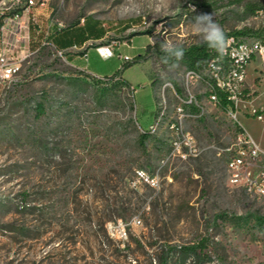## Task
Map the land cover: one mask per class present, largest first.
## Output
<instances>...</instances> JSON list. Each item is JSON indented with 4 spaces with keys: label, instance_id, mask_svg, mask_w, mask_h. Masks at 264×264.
<instances>
[{
    "label": "rangeland",
    "instance_id": "obj_1",
    "mask_svg": "<svg viewBox=\"0 0 264 264\" xmlns=\"http://www.w3.org/2000/svg\"><path fill=\"white\" fill-rule=\"evenodd\" d=\"M36 14L44 29L88 16L113 25L105 42L121 53V74L79 70L32 30L37 49L0 88V264H264V193L233 185L226 166L240 136L264 151V59L246 66L237 120L209 101L207 79L162 51L203 41L200 14L263 40L264 0H45ZM188 136L198 151L184 155L174 140ZM183 247H196L185 263Z\"/></svg>",
    "mask_w": 264,
    "mask_h": 264
},
{
    "label": "built area",
    "instance_id": "obj_2",
    "mask_svg": "<svg viewBox=\"0 0 264 264\" xmlns=\"http://www.w3.org/2000/svg\"><path fill=\"white\" fill-rule=\"evenodd\" d=\"M38 6L41 5H35V0H0V88L8 86L19 75L26 58L37 49L32 46L36 42L32 38V30L35 29L37 35L44 32L48 36L52 27L57 24V21L52 20L45 29L42 28V20L36 17ZM46 36L42 44L49 42ZM226 41L223 51L218 50V53L200 69H189L186 74L192 77V80H208L209 101L212 103L219 104L218 94L213 91L215 87L225 91L229 100L226 109L239 120V104L243 101L242 94L246 85V66L255 57L264 59V41L248 40L237 35H229ZM123 58L127 60L129 56ZM192 105L201 107L197 98L192 101ZM178 107L185 115V107L181 104ZM251 113L258 119L263 116L257 108H253ZM150 127L154 128L153 125ZM183 145L188 149L183 152L184 155L198 151L191 136L174 140V148L178 152H181ZM232 149H237V156L226 161L229 181L233 185L243 187L250 195H253V190L264 192V151L249 135L240 136ZM137 173L139 180H144L152 186L158 184L156 177L144 170H138ZM140 222V219L136 220V223ZM118 232L120 238L127 237L126 224L122 221L119 223Z\"/></svg>",
    "mask_w": 264,
    "mask_h": 264
},
{
    "label": "crops",
    "instance_id": "obj_3",
    "mask_svg": "<svg viewBox=\"0 0 264 264\" xmlns=\"http://www.w3.org/2000/svg\"><path fill=\"white\" fill-rule=\"evenodd\" d=\"M42 6L36 8V13L42 10ZM102 25L105 23L103 22ZM83 28L84 21L82 20L70 29L56 33L52 38L65 51L67 61L77 69L97 77L111 75L120 69L121 53L113 48L111 43L105 42L108 33L112 31H108L105 35H102L99 30L94 32V20L91 28H86L88 30L86 36L81 33ZM57 29L60 27L58 26ZM149 120L150 118L146 120L147 123Z\"/></svg>",
    "mask_w": 264,
    "mask_h": 264
},
{
    "label": "trees",
    "instance_id": "obj_4",
    "mask_svg": "<svg viewBox=\"0 0 264 264\" xmlns=\"http://www.w3.org/2000/svg\"><path fill=\"white\" fill-rule=\"evenodd\" d=\"M256 9H257L256 5H250V7H249L250 11H255ZM140 19H141L140 17L130 18L126 22L121 21V22H118L116 25H119L120 27L118 29H121V32H124V31L128 30L130 27L137 24V22ZM93 20H94V32L99 30L102 35H105L108 31H111L112 28L114 27L113 25H109V26L102 25L103 22L100 21L99 19H96V18L93 19L92 16H88V17H85L83 19L84 28L81 31V33L83 35L86 36L88 34V30L86 28L87 27L91 28V24H92ZM77 24L70 25V26H63V27H60V29H57L58 25L56 24L52 27V31L49 33L48 36H46L44 32L40 33L38 36H40V37L46 36L47 39L50 41V38H53V36L56 33L63 31L65 29H70L71 27H73ZM250 34H252V33H250L249 30H237V31L226 33L225 37L227 38L229 35H237V36L245 35L246 36V35H250ZM259 35L263 36L262 33H259ZM263 38H264V36H263ZM85 39H87V38H85ZM263 41H264V39H263ZM212 43H213L212 41L203 40V41L196 43V44H193L187 48H179V49L183 50L182 59H183L185 65L187 66L188 69H196V70L200 69L213 55H216L218 53V50L216 48L211 47ZM56 49L62 50V48L58 44L56 46ZM120 74H121V69H117L111 75H106V76H118ZM106 76H104V77H106ZM126 83L129 84V82H127V81H126ZM213 91L218 94L219 105L222 108H227V106L229 104V100L227 99V95H226L225 91H223L217 87H215ZM36 108H37V114L39 116L44 114L45 104L43 102H39L37 104ZM152 110H153V106L150 107L149 111H152ZM147 117H148L147 114H142L141 122H142V124H144V126H145V124H147V121H146ZM147 133L148 132L141 133V140L142 141H144V139L147 137ZM238 219H240V218H238ZM201 249H203V247H201ZM192 250H196V247H183L180 249L181 260L183 263H185L187 261V258H188L189 254Z\"/></svg>",
    "mask_w": 264,
    "mask_h": 264
},
{
    "label": "clouds",
    "instance_id": "obj_5",
    "mask_svg": "<svg viewBox=\"0 0 264 264\" xmlns=\"http://www.w3.org/2000/svg\"><path fill=\"white\" fill-rule=\"evenodd\" d=\"M196 27L203 34V39L212 41V46L219 51H223L226 46V37L221 26L215 22L213 15L200 14L196 16ZM162 51L169 55L175 56L177 59L182 58L183 50L176 48L171 43L162 45Z\"/></svg>",
    "mask_w": 264,
    "mask_h": 264
},
{
    "label": "bare ground",
    "instance_id": "obj_6",
    "mask_svg": "<svg viewBox=\"0 0 264 264\" xmlns=\"http://www.w3.org/2000/svg\"><path fill=\"white\" fill-rule=\"evenodd\" d=\"M44 1L45 0H35V5H42ZM36 17H37V14H36ZM236 156H237V153L234 156H232L230 159H235ZM253 191H257L259 193H264V192H261V190H253Z\"/></svg>",
    "mask_w": 264,
    "mask_h": 264
}]
</instances>
